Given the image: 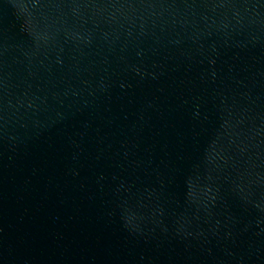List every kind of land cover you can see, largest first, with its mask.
Wrapping results in <instances>:
<instances>
[{"label": "water", "instance_id": "95a60500", "mask_svg": "<svg viewBox=\"0 0 264 264\" xmlns=\"http://www.w3.org/2000/svg\"><path fill=\"white\" fill-rule=\"evenodd\" d=\"M0 264H264V0H0Z\"/></svg>", "mask_w": 264, "mask_h": 264}]
</instances>
